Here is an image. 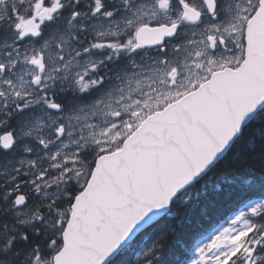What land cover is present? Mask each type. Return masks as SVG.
Returning a JSON list of instances; mask_svg holds the SVG:
<instances>
[{"label":"snow or ice","instance_id":"snow-or-ice-1","mask_svg":"<svg viewBox=\"0 0 264 264\" xmlns=\"http://www.w3.org/2000/svg\"><path fill=\"white\" fill-rule=\"evenodd\" d=\"M190 219L186 264H264V0H0V264H162Z\"/></svg>","mask_w":264,"mask_h":264},{"label":"trees","instance_id":"trees-1","mask_svg":"<svg viewBox=\"0 0 264 264\" xmlns=\"http://www.w3.org/2000/svg\"><path fill=\"white\" fill-rule=\"evenodd\" d=\"M259 126V122L253 127ZM253 134L252 128L246 130L245 136H249ZM243 142L237 147H243ZM218 173H210L205 180L200 182L198 185L199 195L197 197L195 207H203V205L209 200L215 197L214 185L218 183L216 176ZM203 186V187H201ZM260 192L259 189H255V194L252 196V199H259ZM228 207L230 208H238L242 207L239 204L229 203ZM231 214V213H229ZM173 217H167L165 220L161 221L160 227L163 228L167 223H171L173 221ZM213 225H210L207 220H204L202 223L197 222L194 219H190L189 222H186L184 227L180 230L179 235L175 238H170L165 246L164 253L162 256V264H186V256L188 253L185 251L187 247L194 244L197 239L200 238L199 232L202 228L207 227L209 231H211ZM159 229H157L158 231ZM206 234V233H205ZM147 239V238H145ZM128 259L135 260V256L132 257H122L121 261H118L117 264H122V261H126Z\"/></svg>","mask_w":264,"mask_h":264}]
</instances>
